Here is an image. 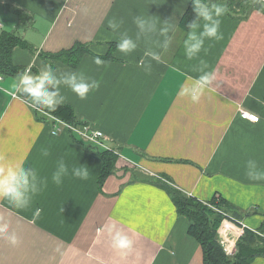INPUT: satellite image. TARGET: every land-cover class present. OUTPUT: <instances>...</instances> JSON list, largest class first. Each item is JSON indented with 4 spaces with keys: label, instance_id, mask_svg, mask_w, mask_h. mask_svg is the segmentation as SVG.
Wrapping results in <instances>:
<instances>
[{
    "label": "crops",
    "instance_id": "0c3cea01",
    "mask_svg": "<svg viewBox=\"0 0 264 264\" xmlns=\"http://www.w3.org/2000/svg\"><path fill=\"white\" fill-rule=\"evenodd\" d=\"M189 2L0 0V33L13 32L25 43L11 52L22 73L37 74L48 64L58 76L82 72L100 82L84 100L60 86L66 102L59 107L73 112V121H67L18 92L13 85L19 75L0 74V163L24 160L47 180L26 209L0 199V217L20 241L12 246L0 238V264H204L188 219L157 181L204 202L219 195L239 210L256 209L241 225L259 228L264 181L249 179L246 166L253 160L264 170V12L252 9L243 17L239 7L227 8L220 18L223 38L205 40L189 60L188 30L179 24ZM148 16L158 27L164 20L175 26L167 48L158 31L139 32L135 18ZM113 19L120 25L116 31L108 26ZM123 33L138 45L128 55L117 47ZM78 45L85 51L74 65L69 56H57ZM146 51L157 52L159 60H150ZM97 56L103 65L95 64ZM201 60L216 78L193 103L182 89L202 74ZM142 61L151 63L150 72ZM239 109L258 115V121L242 118ZM62 122L108 137L118 154L110 151L114 169L102 182L96 150ZM61 159L69 173L56 185L51 177ZM81 165L89 170L86 180L72 175ZM112 226L133 240L127 255L112 247ZM240 230L230 228L225 235L235 242ZM250 264H264V257Z\"/></svg>",
    "mask_w": 264,
    "mask_h": 264
},
{
    "label": "clouds",
    "instance_id": "9594fccd",
    "mask_svg": "<svg viewBox=\"0 0 264 264\" xmlns=\"http://www.w3.org/2000/svg\"><path fill=\"white\" fill-rule=\"evenodd\" d=\"M194 17L187 24L188 32L184 41L185 56L191 60L198 56L204 49L205 40H220L223 34L220 32L221 17L228 11L226 4L219 2H210V0H192ZM140 33L150 34L159 32L165 37L162 47L167 48L169 43L168 34L174 31V25L169 20H164L158 27V21L147 18L136 17L134 20ZM113 31L120 27L114 19L108 23ZM119 51L128 55L136 50L137 42L123 33L117 44ZM145 56L150 60H159V54L154 51H146ZM95 64L103 65L99 56L94 59ZM146 72L151 71L150 62H141ZM201 75L194 82L182 89V94L188 96L193 103L200 100L202 95L209 89L215 80L214 71H205L208 65L200 61ZM64 85L75 93L81 100L87 98L88 94L100 88V82L85 76L84 73L70 72L57 75L51 65H43L37 74L30 71L21 73L13 87L20 93L25 94L40 109L55 111L59 106L66 102V97L61 94L60 86ZM44 156L49 153L47 149L42 151ZM247 176L254 181H264V170L258 168L253 160L247 162ZM72 175L86 180L89 176V170L86 166L73 167ZM69 167L63 159L58 164L56 171L52 174V181L56 185L63 182V178L68 175ZM47 186L46 178H41L37 171L32 167H25V161H11L0 163V199L7 200L17 209H26L32 198ZM112 247L127 255L133 250L134 242L127 235L120 231H114V226L109 227ZM0 238L5 239L10 245L19 244V238L15 232L10 231V224L0 217Z\"/></svg>",
    "mask_w": 264,
    "mask_h": 264
},
{
    "label": "trees",
    "instance_id": "16d2710c",
    "mask_svg": "<svg viewBox=\"0 0 264 264\" xmlns=\"http://www.w3.org/2000/svg\"><path fill=\"white\" fill-rule=\"evenodd\" d=\"M212 1L210 0V2ZM233 5L239 7V11L236 12L241 16L243 14V17L252 9L264 12V0L226 1V6L230 10L233 9L231 8ZM193 17V3L190 0L181 16L180 28L187 31V24ZM15 46H25V43L13 32L2 31L0 33V74L2 76H18L24 71V68L17 67L12 63L11 52ZM84 51L85 47L78 45L57 56H69L67 62L74 65ZM52 113L67 121H73L74 119L72 110L66 106L58 107ZM86 146L96 150L101 159L99 182H102L109 173L113 172L116 156L108 150L95 148L91 144H86ZM157 182H159V185L164 186L177 212L188 219L187 231L201 246L204 264H250L256 257H264V220L256 230L241 225L243 217L257 213L256 209L239 210L219 195H213L210 200L204 202L185 194L169 183ZM224 219L234 222L243 231L236 240V252L232 255L225 253L218 238L217 230Z\"/></svg>",
    "mask_w": 264,
    "mask_h": 264
},
{
    "label": "built area",
    "instance_id": "2783aa9c",
    "mask_svg": "<svg viewBox=\"0 0 264 264\" xmlns=\"http://www.w3.org/2000/svg\"><path fill=\"white\" fill-rule=\"evenodd\" d=\"M1 28H2V23L0 21V30H1ZM0 79H1V75H0ZM239 114L242 118L248 119L252 122H257L259 119L258 115L251 113L245 109H239ZM62 123L65 126V128H67V129L71 130L72 132L78 134V136L81 138V140L84 141L85 143L91 144V145L97 146L101 149L109 150L115 154H118L116 149L110 148L108 146V144H107L108 137L105 136V134H103L102 131L92 130L91 132H88V127L85 125H82V124L81 125H73V124L66 123V122H62ZM222 224H223V222L221 223V225ZM221 225H220V227H221ZM220 227H219V229H220ZM219 229L217 230L219 242H220L223 250L225 251V253L230 254L232 252V250L230 249V246L233 244L234 240L228 236V238L231 239L232 242L229 243L228 241H226V239L224 237H221L219 235L220 234ZM229 229L230 228H227V230L225 231L226 235H227V232Z\"/></svg>",
    "mask_w": 264,
    "mask_h": 264
},
{
    "label": "bare ground",
    "instance_id": "6f19581e",
    "mask_svg": "<svg viewBox=\"0 0 264 264\" xmlns=\"http://www.w3.org/2000/svg\"><path fill=\"white\" fill-rule=\"evenodd\" d=\"M222 225H224V226H223V228L221 229V232H220V233H221V234H224V235H225V231L227 230V228H230V227H231V229H232L236 234H238V231H241L240 228H236V227L232 226V224L228 223L226 220L223 221V224H222ZM235 229H236V230H235ZM224 238H225L226 241H228L229 243L232 242V240L229 239V238H227L226 235L224 236Z\"/></svg>",
    "mask_w": 264,
    "mask_h": 264
},
{
    "label": "rangeland",
    "instance_id": "374dc122",
    "mask_svg": "<svg viewBox=\"0 0 264 264\" xmlns=\"http://www.w3.org/2000/svg\"><path fill=\"white\" fill-rule=\"evenodd\" d=\"M225 220H227V222L228 223H230V224H232V226H234V227H237V225L234 223V222H232V221H230V220H228V219H225ZM222 222H223V220H222ZM221 222V223H222ZM223 226L224 225H221V227H220V229H219V231L221 232V229L223 228ZM231 228V227H230ZM236 230V229H235ZM240 231H238V233H239ZM223 237L225 236L224 234H221ZM237 240V239H236ZM235 243H236V241L235 242H233V244L230 246V249L232 250V252L229 254V255H232L234 252H236V246H235ZM227 254V253H226Z\"/></svg>",
    "mask_w": 264,
    "mask_h": 264
}]
</instances>
